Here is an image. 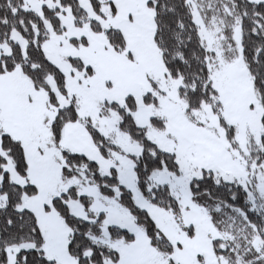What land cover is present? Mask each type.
<instances>
[{
  "label": "snow or ice",
  "instance_id": "6c2138e0",
  "mask_svg": "<svg viewBox=\"0 0 264 264\" xmlns=\"http://www.w3.org/2000/svg\"><path fill=\"white\" fill-rule=\"evenodd\" d=\"M0 264H264V0H0Z\"/></svg>",
  "mask_w": 264,
  "mask_h": 264
}]
</instances>
